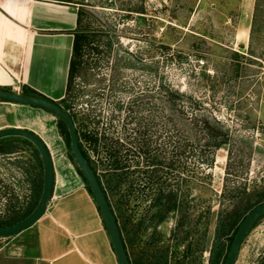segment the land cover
Instances as JSON below:
<instances>
[{"label": "rangeland", "instance_id": "374dc122", "mask_svg": "<svg viewBox=\"0 0 264 264\" xmlns=\"http://www.w3.org/2000/svg\"><path fill=\"white\" fill-rule=\"evenodd\" d=\"M63 1L79 5L82 31L92 41L87 65L74 81L78 113L91 108L102 129L113 119L111 131L132 150L148 144L169 156L187 142L198 152L213 146L215 139L195 123L196 115L229 135L212 167L203 163L211 182L183 174L175 183L179 210L161 219V205L154 206L151 196L129 207L121 202L134 264H223L233 234L223 232L233 205L223 194L264 191V3L248 42L239 35L248 24L237 16L229 20L236 14L229 0H204L200 6L198 0ZM168 92L181 96L177 105L167 100ZM45 123L42 135L51 148L59 189L73 192L87 220L84 249L107 260L109 236L99 208L71 161L58 119ZM20 147L16 158L30 159V148ZM196 156L190 165L202 164L203 157ZM17 161L0 155V222L27 210L31 200L32 187ZM182 214L188 224L179 233ZM156 245L163 255L153 261ZM263 262L264 219L245 238L236 264Z\"/></svg>", "mask_w": 264, "mask_h": 264}, {"label": "crops", "instance_id": "0c3cea01", "mask_svg": "<svg viewBox=\"0 0 264 264\" xmlns=\"http://www.w3.org/2000/svg\"><path fill=\"white\" fill-rule=\"evenodd\" d=\"M229 1L227 6H234L236 13L229 20L237 16L248 24L239 35L243 33L249 42L258 0ZM203 2L198 0L195 5ZM79 13L78 4L63 0H0V88L21 94L29 88L54 102L62 101L67 93ZM48 119L56 121L57 117L40 108L0 101V130H31L51 149L42 135ZM59 186L56 171L54 193L45 215L27 230L0 239V264H119L110 237L107 260H98L84 249L88 232L83 209L77 206L72 191L61 193Z\"/></svg>", "mask_w": 264, "mask_h": 264}, {"label": "trees", "instance_id": "16d2710c", "mask_svg": "<svg viewBox=\"0 0 264 264\" xmlns=\"http://www.w3.org/2000/svg\"><path fill=\"white\" fill-rule=\"evenodd\" d=\"M260 6L261 4L258 0L256 13L259 12ZM82 15L80 10L79 28L78 32L75 34L67 93L62 101L55 103L69 112L78 128L82 153L103 187L116 216L131 264H134L127 243V237L129 235L128 222L124 219L121 202L129 207L137 198L148 199V197L151 196L154 200V206H156V204L161 205V211L164 213L161 219H163L165 215L177 209L179 210V195L178 190L175 188V183L181 179L180 176L183 174L211 182V175L206 174L205 170H202L203 163H205L208 168L212 167L216 152L223 145L227 144L229 135L222 128L215 127L210 119L196 115L194 117L195 123L201 125V128L206 130L209 135L215 139L213 146L198 152L195 150L193 144L187 142L184 149L178 151V148H174L177 154L174 153L172 156H169V153L167 155L162 151L160 146H156L152 149L148 144H142L138 147V150L135 148L132 150L128 143L123 142L119 135L117 137L111 131L113 119L110 118L109 122L106 123V125H104L105 127L102 129L100 127L102 123L99 120V116L94 114L91 108L86 112L81 111L78 113L75 110V104L72 102L74 99V81L76 80L77 74L87 65V61L85 62L84 57L87 53V48L92 45L90 35L82 31ZM0 89L6 90L4 88ZM6 91L13 92L11 90ZM22 94L48 99L29 88H25ZM167 95V100L171 103L177 105L178 101H180L179 99L181 96H179V94L176 95L168 92ZM0 101L4 100L0 99ZM159 106L164 110L161 104H159ZM57 119L58 129L61 137L69 148L71 161L74 163L79 176L83 179L89 194L95 201L88 182L73 158L69 131L64 122L59 118ZM220 137L223 139L220 140ZM21 145L30 148L32 151L30 159L24 160L25 157L16 158V156L22 154L21 152L23 150H20ZM0 155L14 156V159L18 160L16 163L23 168L27 181L32 187L28 209L7 221H1L0 227H6L25 219L34 211L42 195L44 173L39 152L35 146L26 139L8 137L0 140ZM196 155L203 157L202 164L198 166L196 164L190 165L192 164L190 158L195 159L197 157ZM184 157L185 159L182 160ZM230 192L231 194H229V196L226 193L223 194V198L233 205L226 214V219L222 224V228L226 235L230 233L231 230H233V234L230 238L223 264L227 262L234 238L244 218L255 207L264 203V191L257 193L258 195H256V192H246V189L242 193H240L238 189ZM185 220L186 218L182 214L177 224V232H179L181 227L188 224ZM256 226L257 224L252 229ZM161 255H163V252L160 250L159 246L156 245L153 249V261L156 259V256ZM261 264H264V262Z\"/></svg>", "mask_w": 264, "mask_h": 264}, {"label": "water", "instance_id": "95a60500", "mask_svg": "<svg viewBox=\"0 0 264 264\" xmlns=\"http://www.w3.org/2000/svg\"><path fill=\"white\" fill-rule=\"evenodd\" d=\"M0 99L11 103L46 110L64 122L69 131L73 158L93 193L96 204L107 228L118 263L131 264L116 216L97 175L82 153L78 128L69 112L51 100L36 96H27L3 89H0ZM8 137L23 138L35 146L40 154L43 164L44 183L41 198L34 211L28 217L15 224L0 227V239L17 235L32 227L41 219L47 211L56 183V171L51 151L38 134L23 128H6L0 130V140ZM262 219H264V203L255 207L242 221L234 238L226 264L237 263L245 238L252 228Z\"/></svg>", "mask_w": 264, "mask_h": 264}]
</instances>
